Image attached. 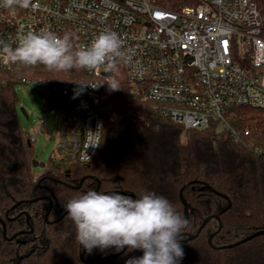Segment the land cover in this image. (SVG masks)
<instances>
[{
  "label": "trees",
  "instance_id": "obj_1",
  "mask_svg": "<svg viewBox=\"0 0 264 264\" xmlns=\"http://www.w3.org/2000/svg\"><path fill=\"white\" fill-rule=\"evenodd\" d=\"M179 9L197 0H153ZM264 14V0H257ZM73 49H78L72 41ZM45 80L86 81L84 68L49 70L44 65L5 71L0 79V264H126L143 250L115 248L89 254L75 239L76 229L64 205L88 190L139 198L146 192L165 197L187 219L180 241L179 264H264V234L234 247L264 229V109L239 107L231 124L250 130L236 141L219 122L207 129L185 128L164 116L153 101L136 93L124 71L119 90L109 89L117 104L103 115L104 141L88 163L62 154L52 156L43 172L33 166L31 135L20 118L18 76ZM4 79V80H3ZM49 212L48 221L46 214ZM212 216L196 238L202 222ZM214 234L212 243L209 236ZM16 235L15 237H13ZM118 254L114 257L106 255ZM96 259L95 261H92Z\"/></svg>",
  "mask_w": 264,
  "mask_h": 264
},
{
  "label": "built area",
  "instance_id": "obj_2",
  "mask_svg": "<svg viewBox=\"0 0 264 264\" xmlns=\"http://www.w3.org/2000/svg\"><path fill=\"white\" fill-rule=\"evenodd\" d=\"M41 29L67 34L79 48L90 47L102 31L117 33L124 55L111 75L118 81L124 71L134 92L185 128L207 129L217 121L231 138L246 142L250 130L234 127L230 116L239 107L264 109V14L257 0H197L179 9L153 0H32L27 9L0 7V56L17 47L19 35ZM25 67L33 66L0 58V79ZM84 69L91 79L17 80L37 85L42 96L45 87L59 90L58 147L88 163L100 146L87 148V131L102 126L103 134V115L117 100L109 97L103 67ZM249 145L264 155L263 147Z\"/></svg>",
  "mask_w": 264,
  "mask_h": 264
},
{
  "label": "clouds",
  "instance_id": "obj_3",
  "mask_svg": "<svg viewBox=\"0 0 264 264\" xmlns=\"http://www.w3.org/2000/svg\"><path fill=\"white\" fill-rule=\"evenodd\" d=\"M30 6L32 0L0 2V7L13 11ZM122 46L123 41L117 33L102 31L90 47L74 50L69 35L61 37L41 29L19 35L17 47L4 48L0 58L5 63L41 64L55 71L103 67L106 73H112L117 67V59L124 55ZM105 83L112 91L120 89L119 82L112 75ZM101 129L102 126L96 132L87 131V148L99 147L103 143ZM86 158L90 160L88 155ZM63 207L75 226L76 241L89 254L96 248L103 251L114 247L119 252L127 246L129 251L143 250L141 257L131 258L126 264H179L184 256L180 241L183 239L182 229L188 221L165 197L154 192L133 198L117 192L106 194L90 189L70 199Z\"/></svg>",
  "mask_w": 264,
  "mask_h": 264
},
{
  "label": "rangeland",
  "instance_id": "obj_4",
  "mask_svg": "<svg viewBox=\"0 0 264 264\" xmlns=\"http://www.w3.org/2000/svg\"><path fill=\"white\" fill-rule=\"evenodd\" d=\"M42 96L35 84L18 85L20 97L19 107H25L29 118L20 111L22 125L31 136H36L33 142L35 158L40 163H49L52 156L61 157L58 147V124L61 117L59 106V90L50 87L43 88ZM41 129L39 132L38 129ZM44 167L34 166L36 174L43 172Z\"/></svg>",
  "mask_w": 264,
  "mask_h": 264
},
{
  "label": "water",
  "instance_id": "obj_5",
  "mask_svg": "<svg viewBox=\"0 0 264 264\" xmlns=\"http://www.w3.org/2000/svg\"><path fill=\"white\" fill-rule=\"evenodd\" d=\"M105 74L106 75H111V73H106L105 72ZM41 95H43L42 93H41ZM20 111L22 112V114L26 117V118H29V114H28V112H27V110H26V108L25 107H20ZM42 166V167H44L45 166V163H40V162H38L37 160H36V158H34L33 159V166ZM66 214V212L63 214V215H65ZM48 217H49V212L46 214V221H48ZM212 218V216H208L203 222H202V224H201V226L199 227V229H198V231L195 233V234H191L189 237L190 238H196L198 235H199V233L201 232V230L203 229V227L209 222V220ZM0 222L2 223V225H3V228H4V234L6 235V232H7V226H6V222L2 219V218H0ZM261 234H264V229H262V230H259L258 232H256V233H254V234H252V235H249L248 237H246V238H244V239H242V240H240V241H238V242H235V243H232V244H227V245H224V246H221V247H224V248H228V247H234V246H236V245H238V244H240L241 242H244V241H247V240H249V239H252L253 237H255V236H257V235H261ZM183 235V234H182ZM16 235H14L13 237H15ZM213 236H214V234H211L210 236H209V242H210V244H211V246L213 247V248H221V247H218V246H216V245H214L213 243H212V239H213ZM128 247L127 246H125L124 248H123V250L121 251V253L122 252H124L126 249H127ZM84 255H85V249H83V253H82V258L84 259ZM118 254H112V255H106V256H104V257H114V256H117ZM96 259H93L92 261H95Z\"/></svg>",
  "mask_w": 264,
  "mask_h": 264
}]
</instances>
